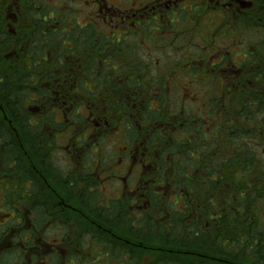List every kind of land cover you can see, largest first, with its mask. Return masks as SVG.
Returning a JSON list of instances; mask_svg holds the SVG:
<instances>
[{
    "label": "flooded vegetation",
    "instance_id": "flooded-vegetation-1",
    "mask_svg": "<svg viewBox=\"0 0 264 264\" xmlns=\"http://www.w3.org/2000/svg\"><path fill=\"white\" fill-rule=\"evenodd\" d=\"M256 15L264 22V0H0V44L23 46L28 54L27 61L38 60L44 75L70 77L69 90L72 94L78 93L74 77L94 78L84 89V92L92 95L88 100L93 97L105 99L97 104L86 100L81 103L87 109L101 107L104 110L103 114H91L86 120L88 137L96 143H104L91 151L96 165L101 169L108 168L98 172L97 178L102 179L106 175L112 183H120L121 191L114 199H125L132 210L142 213L145 211L143 207L151 206L149 198L152 193L156 194L158 188H154L153 181H149L155 167H146L144 160L135 161L138 155L144 156L145 160L153 158L141 141L143 130L139 127L136 135L133 128L141 121L136 118L140 114L138 111L145 109L134 95L147 94L150 107H157L159 95L185 92L176 85V78L183 81L201 72L219 78L223 72L229 75L242 73V64L254 57L253 33L249 29L250 26L254 27L253 17ZM195 40L205 44L202 47L198 42L197 47L203 50V54H211L209 57H187L188 50L194 49L189 43H196ZM33 47H39L41 57ZM175 53L182 61L168 64L170 56ZM239 55H243V58L238 60ZM158 78L165 80L158 81ZM141 79L150 80L146 83ZM114 95L118 100L110 101ZM51 103L52 110H62L58 103ZM71 104L70 109L77 107L73 95ZM115 111H119L118 127L113 125ZM34 112L38 113L37 110ZM12 121L21 127L19 120L6 119V130H14ZM25 121L26 133L23 136L28 142L34 136L30 134L29 121ZM33 121H37L34 126L38 129L43 123L40 133L46 128L45 136L38 137L39 134L35 138L43 142L51 127L45 119ZM69 121L70 128L61 131L56 142L49 143L55 151L48 150L51 156L54 152L56 155L59 151L56 150L58 140L70 137L69 144L62 152L66 155L64 162L67 166L64 170H57L53 164L46 167V150L41 152V149L37 151L33 147V153L40 155L38 163L42 170L41 175H34L33 178L32 170L25 163L29 152L25 153L17 144L15 148L19 154H24L25 160L19 156L22 164L27 165L21 168L26 187L24 185L25 191L14 196V190L18 188L15 183L17 176L4 172L0 167V193L5 192L1 198L4 205L0 203V216L4 218L0 223V264H155L149 260L131 263L110 261V256L106 261L99 262L95 261L97 257L90 259L89 254L73 248V209L69 207L70 213L67 215L64 206H73V199L77 198L82 204L84 195L92 190L93 182L90 180L92 173L84 172L87 187L81 191L76 189L82 187L84 181L79 185L77 176L74 177L73 161L79 160L85 164L86 153L90 151L78 147L74 142L77 123L73 122V118ZM20 130L22 136L24 129ZM119 136L128 146L124 149V156L120 150L117 154L114 152L111 159L118 158L109 164V153L103 147L110 139ZM9 169L12 170L13 165ZM84 170H87L86 166ZM148 170L151 172L148 173ZM3 184H6V188H3ZM28 206L30 208H25L27 215L20 218L23 212L19 207ZM46 206L51 215L45 213ZM9 210H13V213H6ZM51 216L55 224L49 231L57 233L58 238L52 239V236L41 233L48 222L47 218ZM14 221L20 226L12 227ZM9 236L14 238V246L2 245L3 239ZM123 258L125 260L124 255Z\"/></svg>",
    "mask_w": 264,
    "mask_h": 264
},
{
    "label": "trees",
    "instance_id": "trees-1",
    "mask_svg": "<svg viewBox=\"0 0 264 264\" xmlns=\"http://www.w3.org/2000/svg\"><path fill=\"white\" fill-rule=\"evenodd\" d=\"M258 27L264 31L262 26ZM256 31L254 26L253 32ZM33 48L41 57L39 47ZM26 53L23 46L0 44L1 168L6 173L17 174L15 183L18 185L25 181L21 155L15 148V135H21V130L18 128V133L6 130V119L19 120L21 129L25 120L29 121L30 134L34 136L29 140L32 145L31 140H35L43 127L41 123L39 130L33 119L46 120L51 129L43 142H48V137L53 142L61 131L70 128L69 120L73 118L78 129L73 135L74 142L81 148L90 146L85 165L81 164L87 167L84 172L94 171L90 180L91 188L96 189L99 165L94 162L91 151L104 143H96L88 137L86 120L91 114H103L104 110L101 107L87 109L81 102L97 104L105 98L88 100L92 95L84 89L94 78L79 76L73 78L78 93L72 94L70 77L42 74L38 60L23 62V57L28 56ZM253 53L254 68L261 67L262 63L263 68L251 71V67L244 64L249 69L248 82L238 75L228 77L225 72L220 78L202 74L204 72L191 77V81H201L212 91L219 90L220 81L229 78L232 86L222 92L225 95L222 104L220 97L213 94L198 106L189 102L188 90L159 95L157 107H150L147 94L134 95L145 108L138 111L136 118L141 121L133 127L136 135L140 127L143 130L141 141L153 156L157 157V151H162L158 157L160 163L156 161V170L149 176L158 191L149 198L151 206L143 207L145 211L140 213L132 210L128 201L123 203V199L104 204L102 194L90 189L79 204L92 213L99 226L73 223V248L89 254L90 259L97 257L95 261L99 262L109 256L110 261L140 262L144 258L139 248L152 247L157 252H153L150 261L155 264H222L223 261L264 264V44L259 50L254 44ZM141 80L147 83L150 79ZM235 87L237 93H234ZM72 95L77 102L74 109H70ZM124 98L127 99V95ZM233 98L241 104L235 106ZM117 100L115 95L110 99ZM51 102L58 103L62 110H52ZM195 108L204 111L193 112ZM115 112L113 125L118 127L119 111ZM78 121L83 124L81 129ZM14 125L20 127L17 122ZM34 149H41V145H35ZM10 165H13L12 170ZM167 171L170 174L165 175ZM76 174L73 171L74 177H78ZM84 180L80 175L77 182L81 185ZM87 182L84 181L82 187H87ZM155 221L159 223L155 225ZM82 246L90 250H82ZM174 250L185 252L186 256L167 255ZM73 256L77 260L75 253Z\"/></svg>",
    "mask_w": 264,
    "mask_h": 264
},
{
    "label": "rangeland",
    "instance_id": "rangeland-1",
    "mask_svg": "<svg viewBox=\"0 0 264 264\" xmlns=\"http://www.w3.org/2000/svg\"><path fill=\"white\" fill-rule=\"evenodd\" d=\"M253 20H254V26L255 27H257V33H255V32H253V28H252V26H250V29H249V31L250 32H253V34H252V46H254V44H255V48L256 49H260V47H261V44H264V31L262 30H259V29H261L260 27H258L259 25L260 26H262V24L264 25V22H262L261 20H260V17L258 16V15H256V16H254L253 17ZM263 29H264V26H263ZM240 34V33H239ZM196 41V40H195ZM198 42H200L199 40H197L196 41V43H189V44H191L193 47H194V49H190V50H188V52H189V56H187L188 58H190L191 56H201V55H204L205 57H209L211 54H208V53H205V54H203L204 52H203V50L202 49H200L199 47H197V44H198ZM256 42V43H255ZM199 45L200 46H205V44L204 43H202V42H200L199 43ZM251 47V46H250ZM68 49H69V47H68ZM253 51V50H252ZM243 55H239L238 56V60L239 59H242L243 57H242ZM261 57H259L258 59H260ZM181 59V57H179L176 53H175V55H171L170 56V60H168L167 62H168V64H170V65H173V64H175L176 62H181L182 60H180ZM257 59V60H258ZM254 60L255 59H248L247 61L248 62H246V65H248L249 67H251L250 68V70L251 71H261V69L263 68V63H262V65H260L261 67H259V65L258 66H255V68H254ZM27 61V59L25 58V57H23V62H26ZM22 62V63H23ZM241 63V62H240ZM245 63V62H244ZM239 64V63H238ZM243 65V73L244 74H241V73H237L238 74V76H240V78H242L241 80L242 81H245V82H248V72H249V69H248V67L247 66H245L244 64H242ZM234 75H236L235 73H233L232 75H228V77L229 76H232V77H234ZM250 78L251 77H249V80H250ZM192 79H191V77H186V78H184V80L182 81L180 78H176L175 79V83H176V85L179 87V88H183V89H185V91L187 92V90H188V96H189V102H192V103H197L196 105H198V106H200L201 104H204V101H207V100H209V98L213 95V94H216V95H218L219 97H220V104H222V102L224 101V99H225V95L223 96L222 95V92H226V89L229 87V86H232L229 82H230V79L229 78H224V79H222L221 81H220V89L219 90H216V91H212V90H210L207 86H206V84H204V83H202L201 81L200 82H195V81H191ZM232 80V79H231ZM234 80V79H233ZM59 84H61L60 82H58ZM211 85H213V84H211ZM238 86H240V85H238ZM255 88V87H254ZM261 91V90H260ZM238 92V88L237 87H235L234 88V93H237ZM232 92H230V93H228V94H231ZM233 103H235V106H237V105H240L241 104V102L239 101V100H237L236 98H233ZM193 107H194V105H193ZM49 111H52V110H49ZM195 111H197V112H203L204 110H202L201 108L199 109V108H195L194 110H193V112H195ZM31 113H33V112H31ZM58 120H60V118H57ZM9 120H14L13 118H11V117H9ZM16 122L15 121H12V124H15ZM78 123H79V125H80V129H81V127L83 126V124L82 123H80L79 121H78ZM18 128H21V127H19V126H17V125H14V130L17 132L18 131ZM23 129H24V131H22V136H20L19 134H16L15 135V137H16V142H17V144H18V146L22 149V151L23 150H25V153L26 152H29V154L28 155H26V161H25V163H27L28 165H29V168L32 170V177L34 178V175L37 177V174H42V170H41V166L39 165V163H38V160H39V154L37 153V152H34L33 153V147H34V144L35 145H39V143L43 146H41V152H43L44 151V149L46 150V154H45V161H44V163L45 164H47V165H45L46 167L49 165V164H53V166H56V169L57 170H64L65 169V166H67V164L64 162V160H65V158H66V155L64 154V153H62V152H64V149L67 147V145L69 144L68 143V141H69V139H70V137L68 136V138L67 139H62V140H58V146L56 147V150H59L57 153H56V155H54V153H53V156H51L49 153H48V150H50V149H52V151H55L54 150V148H50V146H49V143L50 142H52L50 139H48V142H42V141H39V140H37V139H35V140H31V142L32 141H34V143L32 142V145L29 143V147L27 146V144H28V142H29V140H28V142H27V140H26V138H24V136H23V134H24V132L26 133V130H25V128L23 127ZM22 129V130H23ZM18 133V132H17ZM45 134H46V128H43V131H42V133H40V136H45ZM121 137L119 136V137H115V138H113V139H110L105 145H104V150H107L108 151V153L109 154H107V155H109L110 156V159L107 161L109 164H112V163H114L116 160H117V158L118 157H115L114 158V160H112L111 159V156L114 154V152H116V154H117V151L118 150H120V153H121V155L122 156H124V152H125V147L126 146H128V144L126 143V142H123V141H121V139H120ZM55 141V140H54ZM56 142V141H55ZM78 144V143H77ZM89 148H90V146H89ZM89 148H87V147H84V150H88ZM140 148L142 149V146H140ZM38 151V150H37ZM162 151L161 150H159V152L157 151V157L156 156H151L152 158H153V160L152 159H150V158H148L147 160H145V158H144V156H142V155H138V157H137V159L135 160L136 161V163H138V162H141V160H144V164L146 165V167H147V165H148V167H150L151 165L152 166H156V161H157V163L159 164L160 162H159V159H158V157H159V154L161 153ZM20 155L22 156V159L23 160H25L24 159V154L23 153H20ZM150 157V156H149ZM109 161H111V162H109ZM131 162H133V160L131 159L130 160ZM150 163H154V164H150ZM0 165H1V163H0ZM27 166V165H25L24 163L21 165V166ZM85 165V164H84ZM84 165H82L81 164V162L79 161V160H76V161H73V171H75V172H77V174L76 175H78V177L80 176V175H83V178H85V176H84V174H82L81 172H83L84 173ZM140 165V164H139ZM1 167V166H0ZM46 170V169H45ZM49 170V168L46 170V171H48ZM105 170H108V168H106V167H104L103 169H101V167L100 166H98V168H97V172H103V171H105ZM142 170H145L144 172H146V169H143V168H141V171ZM94 172V171H93ZM93 172H90V173H93ZM148 173H150L151 172V170H148L147 171ZM21 173V172H20ZM168 174H170V172L169 171H167V172H165V175H168ZM13 175L14 176H18L17 174H15V173H13ZM12 175V176H13ZM77 177V178H78ZM101 179V178H100ZM100 179H95L96 181H97V188L96 189H92V190H98L101 194H102V196H101V198H102V202L104 203V204H108L111 200H113L114 198H116V197H118V195H119V193H120V191H121V188H122V185L120 184V183H112L111 181L112 180H107V176L106 175H103L102 176V179L100 180ZM101 182H104L102 185H99V183H101ZM25 185V187H26V184L25 183H23V184H20V185H18V188H16L15 190H14V193H15V195L17 196V195H20L22 192H24L25 191V187H24V189H23V186ZM104 188V189H101V188ZM135 186H133V188H134ZM3 188H6V184H3ZM77 189V191L79 190V191H81V190H83L84 188L83 187H79V188H76ZM4 194H5V192H4V190L0 193V203L2 204V205H4V201L1 199V198H3V196H4ZM7 194H8V192H7ZM76 196V194H74L73 193V197H75ZM77 200H78V198H77ZM77 200H75V199H73V206H71V205H68V206H64V209H65V212H66V214L67 215H69V213H70V209H69V207L70 208H72L73 209V223L75 224V223H82V224H84V225H90V226H95V227H98L99 225H98V223H97V221L94 219V217L92 216V214L90 213V212H87L86 210H84L81 206H80V204H79V202L77 201ZM122 202L123 203H127V200H125V199H123L122 200ZM21 210H22V212H23V214H20V218H22L23 216H25V215H27V213H26V210H25V208H30V206H28V207H19ZM4 209H7L6 207L4 208ZM3 211H5V210H3ZM6 213H9V214H12L13 213V210H9V211H7ZM47 215H51L52 213L50 212V210L48 209V207L46 206V212H45ZM3 217H1L0 216V223L1 222H3ZM47 220H48V222H47V224L44 226V228H43V230L41 231V233H44L45 235H49V236H52V239L55 237V238H58L59 236H58V234L57 233H55L54 231H52V230H50L49 231V229L51 228V226H52V224L54 223L55 224V222L53 221V217L51 216L50 217V219H48L47 218ZM156 223H155V225H157L158 223H159V221H155ZM18 226H20V225H18L17 224V221H14L13 222V225H12V227H18ZM115 234H117V233H115ZM3 239V238H2ZM14 238L12 237V236H9V237H7V238H5V239H3V241H2V245H4V246H10V245H12V246H14ZM134 242H132V244H133ZM132 249H134V246L133 247H131ZM144 248H146V249H142V248H139V250L140 251H143V252H140V254L143 256V258H144V260H142V261H147V260H151L152 259V257L154 256L153 255V252L156 250V248H155V250H152V247H144ZM90 250V248L89 247H83L82 246V250ZM157 251H155V253H156ZM173 253V254H172ZM171 254H167L168 256H170V255H182V256H186V254H185V252H180V253H178V251H176V250H174L173 252H172ZM157 255V254H156ZM140 262H141V260H140ZM222 264H227L226 262H222ZM253 264V263H252Z\"/></svg>",
    "mask_w": 264,
    "mask_h": 264
}]
</instances>
